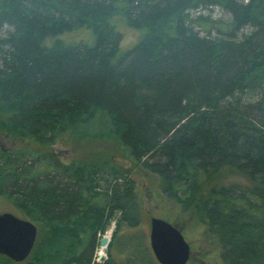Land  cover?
<instances>
[{"label": "trees", "instance_id": "16d2710c", "mask_svg": "<svg viewBox=\"0 0 264 264\" xmlns=\"http://www.w3.org/2000/svg\"><path fill=\"white\" fill-rule=\"evenodd\" d=\"M218 5L229 22L190 16ZM117 20L139 34L127 48ZM3 24L13 30L0 38V132L49 146L98 129L201 220L222 264H264V0H0ZM79 31L89 40L66 37ZM0 196L38 227L25 260L0 254V264H160L133 232L143 223L137 186L112 163L5 150ZM116 218L97 263V237Z\"/></svg>", "mask_w": 264, "mask_h": 264}, {"label": "rangeland", "instance_id": "374dc122", "mask_svg": "<svg viewBox=\"0 0 264 264\" xmlns=\"http://www.w3.org/2000/svg\"><path fill=\"white\" fill-rule=\"evenodd\" d=\"M240 2L246 3L248 0H239ZM198 15L208 16L213 20H222L224 22H229L231 20V13L225 10L221 6H211L206 8H199L195 10H190V16L196 18ZM118 21V20H117ZM120 24V30L123 35L121 40V45L124 48L129 47L137 38L138 32L127 26L121 20L118 21ZM195 30L197 29L202 36H209L211 38L217 37V32L211 30V33L207 35L206 31L200 29L198 25H194ZM13 30L12 26L3 24L0 26V38L5 37L9 31ZM253 29L248 25L241 29L235 39L240 40L243 33L247 34ZM71 40L80 41V39L89 40V34L85 31L73 32L68 34ZM261 89H246L244 93L240 95V100L242 105H245L257 99L261 96ZM96 129V127H95ZM95 129H93L95 131ZM30 148L35 152L46 151L52 152L56 155L58 162L61 164H69L73 161L77 162H88L97 163L103 162L104 164H114L118 168L125 171V173L133 179L135 186H137V195L140 201L141 209L143 210V223L137 230L139 233L144 235V243L149 246V235H150V218L160 217L167 221H170L174 226H176L180 231L183 232L184 237L190 244L191 248V258L187 264H222L221 253L218 243L210 242L206 237L203 236L204 225L200 219L193 216L191 213L185 211L181 205L177 204L173 199L166 197L162 191L161 179L157 174H153L142 166L134 165L125 156L120 145L117 142L105 139L100 136L98 129L94 134L81 135L76 131H67L60 135V138L55 142V144L44 146L41 144H36L28 139H22L18 137L8 136L3 131L0 132V154L5 150L14 149H26ZM50 176H55L59 178L64 183L68 180L61 173H51ZM107 179V178H106ZM109 181L112 176L108 177ZM231 181L243 182L240 177H231ZM101 182L104 184L105 179L100 178ZM69 182V181H68ZM120 183V182H119ZM5 211L12 212L15 215L29 219L25 214L12 203L7 197L0 196V213ZM116 219H111V223L107 228L109 230L106 232L105 236L109 239L112 238L113 227L116 226ZM34 222V221H33ZM35 223V222H34ZM36 225V223H35ZM126 224L122 222L120 224V234H127ZM131 231V230H130ZM112 234V235H110ZM100 236L97 237V242L95 244L93 258L97 263H102L108 257V245H99ZM152 251V250H151ZM115 257L117 259H124L119 253V249L115 252ZM102 255V259L99 260V256ZM99 260V261H98Z\"/></svg>", "mask_w": 264, "mask_h": 264}, {"label": "water", "instance_id": "95a60500", "mask_svg": "<svg viewBox=\"0 0 264 264\" xmlns=\"http://www.w3.org/2000/svg\"><path fill=\"white\" fill-rule=\"evenodd\" d=\"M149 232V244L158 263L187 264L191 258V248L182 231L170 221L157 216L150 218ZM37 234L38 227L31 219L9 211L0 213V254L12 261L19 263L30 255ZM110 241L103 235L99 245H108ZM101 259L102 255L99 256Z\"/></svg>", "mask_w": 264, "mask_h": 264}, {"label": "bare ground", "instance_id": "6f19581e", "mask_svg": "<svg viewBox=\"0 0 264 264\" xmlns=\"http://www.w3.org/2000/svg\"><path fill=\"white\" fill-rule=\"evenodd\" d=\"M110 235H112V234H110ZM107 245V244H106ZM101 246H105V245H101Z\"/></svg>", "mask_w": 264, "mask_h": 264}]
</instances>
